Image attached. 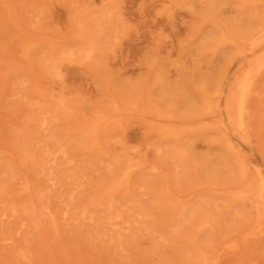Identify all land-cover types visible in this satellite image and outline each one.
I'll return each mask as SVG.
<instances>
[{
	"label": "rangeland",
	"instance_id": "obj_1",
	"mask_svg": "<svg viewBox=\"0 0 264 264\" xmlns=\"http://www.w3.org/2000/svg\"><path fill=\"white\" fill-rule=\"evenodd\" d=\"M224 1L0 0V154H6L4 156L1 154L3 159L0 157V160L3 161H1L3 163H1L2 166L0 165V176H3L0 177V187L2 185L0 188V202L3 203H0V219H2L0 221L4 222V224L0 222V264H191V262L192 264H196L191 259L192 255H194V251L192 252V250H195L193 244L198 248L196 249L197 252L203 253L204 251L207 254L202 264H264V160L261 157L264 154L262 151L257 150L260 145L255 148V144L258 145L259 136L262 135L261 132L264 130V117L262 119V116H264L263 109L261 110L262 113H259L262 115H258L262 120L261 128L263 130H259L261 135H258V132L256 136L255 131H253L255 137L249 134L254 139L258 137L257 140L255 139L256 143L252 141L253 138L251 139L248 134L242 133L235 127L225 109V99L228 97V90L233 86L234 78H236L246 63L253 58L252 54H247L246 56L236 54V48H244V42L238 40L231 33V30L236 32L234 29L242 28V25L247 24V20L251 21L252 26L256 25V27H259L257 25L258 23L261 25L263 23L264 25V16L257 11L259 10L264 13V0H252L259 6H253L254 4L251 5L252 3L249 2L250 4L248 3L247 8L244 7L243 13L241 12V8L247 4L248 0L245 1L246 4H244V0H239V2L238 0H235L237 2L234 0ZM261 1L263 2V6L260 3ZM241 2L243 6L240 9L238 8L237 11H234L236 10L234 9V5L237 3L236 8L240 7ZM108 3L111 5L110 7ZM209 3L212 4L211 8L214 9L211 14L213 12L215 13V21H213L214 14L209 15L212 10L211 8L208 10ZM239 3L240 6H238ZM250 6H253L254 9ZM249 8H252V10ZM99 9L100 11L103 10V13L98 12ZM89 11H93L94 14L91 12L89 15ZM95 11L98 13L96 14ZM238 11L240 13H237V15L242 13L244 16L239 15L238 20L242 17L244 19L246 18V20L242 19L244 20L242 22H239L241 19L239 21L236 20L237 18L234 16ZM85 12L86 14L84 15ZM255 12L257 13L256 17L254 15ZM79 14L87 17L82 18ZM92 14L93 18L89 17ZM104 14H107V16ZM109 14H112L111 17ZM100 15L103 17V21L105 17H110L111 21L108 18L105 20L108 29L103 26L105 24L102 19L98 18ZM249 16L251 17L249 18ZM258 17L259 19H257ZM261 17L262 19L260 20ZM81 18L83 20L81 23L85 22L82 25L79 23ZM251 18H256L258 23ZM100 19L103 24L99 22ZM227 21L232 22L224 24ZM252 21H255V23L253 24ZM230 23L233 26L238 25L239 27L236 26L231 29L232 26L230 25L229 27ZM86 24L92 27H87ZM95 24L97 27H93ZM109 24H112V30ZM80 25L84 26V32H89V28L92 31H94L93 28H98L95 29L97 33L96 31L94 32L97 35L95 39L101 40L102 37L104 40H99V44H96L98 41L96 40L95 43L91 34L92 31L90 30L88 36V33L85 32V34L82 31L83 27H80ZM225 25H228L231 30L226 29L225 27L227 26ZM99 26L101 28L103 26L107 31H103L104 29H100ZM245 27L246 25L243 26V28ZM99 31L102 32L100 33V35L102 34L101 36L98 33ZM104 32H107L106 34L108 36ZM80 33L86 35L87 41H85V35L83 34V37H85L83 40L82 34ZM261 33L264 34V29L261 30ZM90 35L92 36L91 39H89ZM98 36L100 37L98 38ZM81 40L86 45L85 47L81 44ZM103 41L105 42L102 43ZM91 43L98 45V49L102 50L97 51L98 49L95 48L96 45L94 46ZM93 47L95 49L92 50ZM86 48L88 50L85 53ZM245 48H247L246 45ZM90 50L95 51V55L93 52L90 55ZM78 54H82L83 57L81 58ZM233 55L234 58H232ZM90 58H93V60ZM95 60L100 66L95 63ZM225 71L227 72L225 73ZM222 72L224 73L222 74ZM221 75H226V81L222 92H219L220 99L218 103L220 114L210 115L205 113L206 115L203 114L202 117L201 112H204L205 104L207 105L205 99L208 97L209 99L207 100L210 101L211 94L214 95L213 90H216L215 83H213L214 86L209 85V83H211L210 81L217 82ZM208 80L210 81L208 82ZM206 89L212 91L211 94L209 90L205 91ZM206 94H209V96ZM204 95L207 97L204 98ZM113 106L117 107L118 110ZM51 107L53 110H51ZM202 108L203 111H200L199 109ZM66 109H68L66 112L67 115L64 114ZM95 110L98 112H95ZM31 114L36 117L31 116ZM71 115L75 116L72 117ZM80 115L81 117H79ZM49 116L50 118H48ZM76 116H78V119L75 118ZM86 116L87 119H85ZM100 116H102V119L98 120ZM26 117H29V121ZM60 119L61 121H59ZM83 119H85V122ZM74 120L78 124L73 122ZM258 122L259 120L256 124L260 126V122ZM60 123L62 124L60 125ZM254 124L255 122L253 121L250 127L251 129ZM33 126L37 128H32ZM41 126L44 128L40 136L37 131ZM57 127H59L57 130L58 133L53 134L52 131L56 132L55 129ZM28 128L34 130L33 135L37 136L38 134L39 137L36 140L37 145L42 146V150L40 151H42L43 156L46 154L44 160L45 165L43 167L45 168L43 171H45L43 174L38 173L37 175L35 170L34 174L32 172L29 173L30 168L33 171L32 164H29V167H32L28 168V163L25 162V164L21 159L22 154L19 148L21 150L22 143L27 138L26 131ZM220 128L223 131H220ZM257 128L255 129L256 131L259 129ZM79 130L83 133L85 131L86 134L80 135L83 133L78 132ZM62 131L63 134L61 133ZM16 133H18V136ZM59 134L62 135L60 136ZM175 136L178 138L176 139ZM225 138L232 143L236 151H239L238 155L241 153L247 162L246 170H244L242 175L240 174L242 168L239 169L235 163L239 158L234 159V162L226 146L222 144L224 142L226 143ZM64 139L67 140L65 141ZM17 140L19 142L18 144H16ZM62 140L63 144L61 143ZM94 140L100 141L99 143L95 141V145L99 147V150L102 149V154L105 151L103 155L97 156L99 152L96 153L98 148L95 147ZM86 142L89 147H87L88 151L84 144ZM218 142L222 146H219ZM81 143L84 144L82 150H80ZM100 143L103 145L101 146ZM263 143L261 144L262 146L264 145ZM43 146L46 147L44 148ZM72 147L73 149H71ZM94 149L95 151L93 152ZM259 149H263L264 151V146ZM13 150L16 151L13 152ZM69 151H72L73 156L68 155L70 154ZM165 153L166 155L168 153L171 158H169V155L167 157ZM74 154L76 155L74 156ZM78 155L82 156V160ZM121 158H123V161L125 160L124 163L127 166H122L123 169L120 168V162L123 164ZM13 160L15 161L14 164L12 163ZM72 160H75L76 163ZM232 161L234 162V168L232 167ZM4 162H7V164ZM18 162L22 165H19ZM15 166L17 169H15ZM18 169H21L20 172H18ZM14 170L18 173H15ZM25 171L27 172L26 174L29 173L30 176L32 175L31 178L35 175H40L39 177L42 178L40 179L41 190L36 192L37 196L36 194L34 195V197L36 196V201L34 200L36 210L45 212L49 207V210L53 211L52 213L59 218L57 219L56 216L53 217L54 227H49L48 223H42L41 225L39 232H42L41 234L43 235L45 234V229L48 233L47 236L50 237L51 235L54 238V240L51 237V240L48 238L49 243H51L47 248L44 247L45 241L40 240L41 243L38 242L40 236L37 235L39 234L32 235L31 231V233L28 232L29 228L27 227L29 225L26 224L28 222L27 220H29L28 217L25 214L23 216L18 215L22 218L18 216L17 218L14 215L17 214V211L20 213L23 210L21 208L28 207L34 198L31 200L24 198V191L18 189L13 191L5 186L9 183L7 180H10V175L13 176L16 174L15 176L19 178L24 174L23 177L26 178ZM186 171L192 175L189 176ZM191 171L192 173H190ZM120 172L122 173L121 176ZM21 173L22 175H19ZM112 173L115 176L116 174L119 175V177L112 176ZM160 175L162 177L164 176V178L160 177ZM15 176L12 181H21V178L16 179ZM30 176L28 177L30 178ZM103 177H106L105 180L107 179V182L103 180ZM112 178L114 180L111 181ZM157 180L158 184L156 183ZM211 181L214 182L213 185ZM208 182L211 183L210 186ZM145 186L148 188L146 189ZM5 188L9 189L11 193ZM129 189H131V192ZM128 193L129 195H127ZM3 194L6 195L4 196ZM247 194L252 195V197H249L250 195L248 196ZM40 195H42L44 200L41 201L39 198ZM242 195L244 196L242 197ZM155 196L158 202L161 199V202L164 203L168 201L169 205L173 203L171 204V209L169 208L170 211L167 210L169 207L168 204L165 208L163 207L167 202L165 204L161 202L157 203L156 199L154 200ZM246 196L249 199H244ZM9 197L15 201L9 199L7 201L6 198ZM238 197L240 200H237ZM82 198L86 202H83ZM234 199L239 202L236 200L234 202ZM118 200L120 201L118 202ZM80 201L86 203V205L82 202L79 203ZM109 202L113 203L112 208H107ZM160 203L162 206L159 209ZM179 206H181V209L183 207L185 208V214H183L184 211L180 210ZM147 207L150 209H146ZM251 207L252 209H250ZM174 209L177 211H175L176 218L181 213L180 211H182V215L180 221L176 219L173 220L174 223H171L173 219L171 216L172 214L174 215ZM103 210H106V212L112 211V215L106 214ZM160 211H162V214ZM5 212L7 215H5ZM198 213L201 217L202 214H206V219L203 217V221L206 224L202 221L203 218ZM117 214L119 216L116 217ZM164 214H169V216L166 215L165 217ZM195 214H198L197 219V215ZM251 214H254V217L251 216V219L252 217L254 219L251 220L249 218L251 221L248 219L245 220ZM100 216L105 217L103 220H106L109 216L117 218L122 221L121 223L125 228L120 226L117 228L115 226V229H118V231L113 230V228L112 230L110 228L106 229L104 223H99L100 229L96 228L98 226L96 222H98L97 220ZM24 217L25 219H23ZM217 217L219 220L222 217L223 219L219 221L218 219L216 220ZM154 218L158 221H155ZM237 218H240V221ZM20 219L21 221L19 222ZM241 219L245 221L244 223L248 221V224H244ZM14 220L16 221L14 222ZM161 220H166V224L165 221L163 222L165 225L164 228L161 227L163 225ZM196 220L201 224L197 223L196 225ZM160 221L161 225L158 223ZM183 221L186 222L184 223ZM213 221L221 223H217L218 225L216 223L211 224ZM188 222L190 223L188 224ZM43 224L48 230L45 227L43 229ZM192 224L194 227L197 226L195 227L196 230ZM234 224L239 225L234 226ZM186 225H188V228L185 227ZM211 225L213 228L215 226L219 227L220 225L222 227H219L221 229H217L216 227L212 230ZM157 226L159 227L157 228ZM203 226L206 229L204 230L205 233ZM169 227L173 228V231ZM176 227L177 229H174ZM4 228L5 230H2ZM151 229L156 230V232L159 231L158 234ZM187 229H190L189 231L191 233L194 232L193 234L196 233L195 235L192 234V236L200 238L195 239L191 235L189 237L188 234L190 232L187 234ZM48 231L51 232L49 233ZM174 231L176 233L181 232L176 236ZM228 233L231 234L228 235ZM180 234L181 236L179 238ZM183 234L188 238L186 237V239ZM6 235H11L12 239L2 240ZM153 235L156 236L153 237ZM222 235L229 237H222ZM33 236L37 238L38 243H35L36 239ZM149 236H152L151 239ZM210 236L212 238L208 239ZM214 236L217 237L214 238ZM55 237L57 238L56 240ZM130 237L131 239H129ZM183 237L187 242L183 240ZM14 238L17 239L14 241ZM24 239L27 243H23ZM33 239L34 242H32ZM180 239L186 243H192L185 244L184 246L181 243L183 241ZM205 239L207 242L210 240L206 244L212 246L211 250H209V245H204ZM212 239L213 243L211 242ZM214 239L216 244H214ZM173 240H177L182 245L180 247L181 249H186L187 252L190 251L192 254L189 252L186 253V250L184 252L177 248L179 247L177 245L178 242H174ZM171 241L172 244L175 243L174 248L170 247L168 249L169 251L165 249L161 250V247L171 246ZM42 242H44L43 246ZM128 243L130 246L127 245ZM161 243L162 245H159ZM198 243L202 246L203 251H201V246ZM26 244L30 248L23 247ZM33 245L41 249L37 250L38 248ZM31 247H34L35 249H33L36 252ZM189 247L192 248L189 249ZM22 248L23 250H21ZM25 248H27L26 253L28 254L23 257L21 253L25 251ZM177 251L178 254H176ZM182 252L184 255H187V262L183 261L186 259L182 256ZM176 255H180V257ZM181 256L183 259H181Z\"/></svg>",
	"mask_w": 264,
	"mask_h": 264
},
{
	"label": "bare ground",
	"instance_id": "obj_2",
	"mask_svg": "<svg viewBox=\"0 0 264 264\" xmlns=\"http://www.w3.org/2000/svg\"><path fill=\"white\" fill-rule=\"evenodd\" d=\"M219 1V0H218ZM225 1H227V0H225ZM224 1V2H225ZM229 1V0H228ZM235 1V0H234ZM234 1H231V2H234ZM241 1V0H240ZM246 0H244V2H245ZM260 1V0H259ZM208 2H209V0H208ZM235 2H237V1H235ZM238 2H239V0H238ZM243 2V1H242ZM241 2V3H242ZM249 2H251L252 4L251 5H253V6H255L256 5V7L257 6H259L258 4H256V3H254V1H252V0H248L247 1V4H246V2L244 3V4H246L245 6H243V3L241 4V6H240V3H239V5L238 6H240V7H237L236 8V6H237V3H236V5H234L235 7H234V9H236V10H234V11H237V9L239 8H241L242 6H243V8H241V12L244 10V7L245 8H247L246 6L248 5V3ZM260 3H262V6H263V2L261 1ZM259 3V4H260ZM109 4V3H108ZM227 4V3H226ZM235 4V3H234ZM250 4V3H249ZM210 5V6H209ZM209 8H208V10L211 8V5L212 4H210L209 3ZM109 7L111 6L110 4L108 5ZM108 6H104V7H108ZM217 6V5H216ZM253 6H250V7H253ZM261 6V5H260ZM261 6V7H262ZM256 7H255V9H256ZM214 8H216V7H214ZM111 9V8H110ZM212 9V8H211ZM250 9V8H249ZM253 9H254V7H253ZM107 10V9H106ZM106 10H105V12H106ZM220 10V9H219ZM250 10H252V8L250 9ZM109 11V10H108ZM111 11H112V9H111ZM212 11H214V9H212L211 11H210V13H209V15H213V18H214V16H215V13L213 12V14H211V12ZM217 11H218V9H217ZM258 12H259V14L261 13L262 14V16H264L263 14L264 13H262V12H260L259 10H257ZM262 11V10H261ZM93 13V11H89V15H90V13ZM98 12H100V13H103V10L102 11H100V9H99V11ZM98 12H96L95 11V13L97 14ZM104 12V13H105ZM207 12V11H206ZM252 12V11H251ZM107 13V12H106ZM112 13V12H111ZM218 13H219V11H218ZM237 13H240V11H238V12H236V15H237ZM243 13V12H242ZM242 13L241 14H239V15H242ZM245 13H246V11H245ZM254 13V12H253ZM253 13H252V17H253ZM82 14H83V12H82ZM80 15L82 18H86V17H83V15ZM86 14V12L84 13V15ZM94 14V13H93ZM93 14H92V16H89V17H92L93 18ZM113 14V13H112ZM111 14V15H112ZM207 14V13H206ZM256 12H255V17H256ZM102 15V14H101ZM101 15L98 17V18H103V17H101ZM105 15V14H104ZM110 15V14H109ZM111 15H110V17H111ZM218 15V14H217ZM216 15V16H217ZM234 16V17H236L237 19L236 20H238V16L239 15H237V16ZM96 16V15H95ZM98 16V15H97ZM105 16H107V14L105 15ZM243 16V15H242ZM261 16V15H260ZM259 16V17H260ZM110 17H105V20L108 18V20L110 19ZM113 17V16H112ZM209 17H212V16H209ZM218 17V16H217ZM244 17V16H243ZM240 18L241 19V21H239V22H242V21H244V20H246V18L244 19V18ZM248 17V16H247ZM251 16H249V18H250ZM259 17L257 18V19H259ZM80 18V17H79ZM82 18H81V20H79V23H81V21H83L82 20ZM95 18H97V17H95ZM94 18V19H95ZM98 18H97V20H98ZM264 18V17H263ZM89 19V18H88ZM101 19L99 20V22H101ZM217 19V18H216ZM242 19H244V20H242ZM252 20H256V18H251ZM262 19V17L260 18V20ZM85 20V19H84ZM105 20L103 21V19H102V21L104 22V24L105 25H103V26H105V28H107V25H106V23H105ZM234 20V19H233ZM250 20V19H249ZM77 21V20H76ZM92 21V20H91ZM96 21V20H95ZM110 21H111V19H110ZM113 21V20H112ZM213 21H215V18L213 19ZM217 21V20H216ZM78 22V21H77ZM89 22V21H88ZM97 22V21H96ZM103 22H101L102 24H103ZM107 22H109V21H107ZM218 22V21H217ZM229 22H232V21H227V22H225L224 24H226V23H229ZM235 22H237V21H235ZM249 22V23H248ZM253 22V24L255 23V21H252ZM262 22V21H261ZM85 23V22H84ZM84 23H81V25L82 24H84ZM87 23V22H86ZM110 23V22H109ZM214 23H216V22H214ZM234 23V22H233ZM247 24H244V25H242V28L240 27V29H238V28H235L234 30L236 31V32H233V30H231V29H233L234 27H236V26H238V25H235V26H233V24L232 23H230L229 24V27H230V25L232 26V28L231 29H229V27H228V25H225V26H227V27H225L226 29H229V31L231 30L232 32V34L233 35H235V37L238 39V40H241V41H243L244 42V48H239V47H237L236 49V51H237V53L236 54H239V55H244V56H246L247 54H252L253 56V58L252 59H250L249 60V62L248 63H246V65L243 67V69L237 74V76H236V78H234V83H233V86H232V88H230L229 90H228V97H227V95H226V97H227V99H225L226 100V102H225V109H226V111H227V113H228V116H229V119L231 120V122L235 125V127L238 129V130H240L242 133H244V134H250L251 136L253 135L254 137H255V134H254V132L253 131H255V133H256V136H257V133L259 132V130L260 131H262L263 129L261 128V115L259 114V113H262L261 112V110L263 109V113H264V34L263 33H261V30H263L264 28V25H263V23H262V25L261 24H259L258 23V21L256 20V23H258L257 25H259V27H256V25H254V26H252V24H251V21H248L247 20V22H246ZM90 24H91V22H90ZM93 24V23H92ZM100 24V23H99ZM236 24V23H235ZM237 24H238V22H237ZM240 24V23H239ZM80 25V27H83L82 29V31L84 32V26H81ZM87 25V24H86ZM109 25H111V30H112V24H109ZM246 25V27L245 28H243V26H245ZM94 26H96L97 27V25L95 24V25H93V27ZM103 26H102V28H103ZM241 26V25H240ZM261 26V27H260ZM87 27H90V25L88 24L87 25ZM86 27V28H87ZM92 27V26H91ZM90 27V28H91ZM100 27V29H102L101 28V26H99ZM109 27V26H108ZM239 27V26H238ZM88 29L89 30V32H90V30L91 29ZM105 28H103L104 30L103 31H105L106 29ZM109 28V29H110ZM260 28V29H259ZM261 28H263V29H261ZM95 29H98V28H95ZM94 28H93V30L94 31H92L93 33L96 31V33H97V30H95ZM99 29V30H100ZM108 29V28H107ZM238 29V30H237ZM81 31V30H80ZM107 31V30H106ZM108 31H110V30H108ZM86 33H88V36H89V32H87V31H85ZM84 32V33H85ZM91 32V34H92V36H93V38H94V41H95V43H96V40L97 39H95L96 38V34H95V37H94V34ZM83 33V34H84ZM85 33V34H86ZM99 33V35H100V33H102L101 31H99L98 32ZM107 33V32H106ZM105 32H104V34L106 35V36H108L107 34H106ZM80 34H82V33H80ZM81 35L82 36V38H83V40L85 39V37H86V35H85V37H83L84 35ZM103 34V35H104ZM102 35V34H101ZM100 35V36H101ZM109 35H110V33H109ZM92 36L90 35V38L89 39H91L92 38ZM100 36H98V38L100 37ZM105 38V37H104ZM107 38V37H106ZM103 38L101 37V40H102ZM83 40H81V44H83L84 46L83 47H85L86 45L84 44V43H82L83 42ZM100 40V39H99ZM99 40H97L98 41V43H96V44H99ZM100 40V41H101ZM104 40V39H103ZM106 40V39H105ZM85 41H87V37H86V39H85ZM88 41H90V40H88ZM93 41V42H94ZM105 41H103L102 43H104ZM86 43V42H85ZM90 43V42H89ZM89 43H88V45H89ZM101 43V44H102ZM91 44H94V43H91ZM96 44H94V46L96 45ZM245 45H246V47L247 48H245ZM93 46V45H92ZM99 47L100 48H102V46L101 45H99ZM80 48H81V46H80ZM95 48H97L98 49V45H96V47ZM94 47L92 48V50L93 49H95ZM82 49V48H81ZM91 49V48H90ZM96 49V50H97ZM80 50V49H79ZM78 50V51H79ZM87 50H88V48H86V51H84L85 53L87 52ZM100 50H102V49H100ZM99 49L97 50V51H100ZM239 50V51H238ZM81 51V50H80ZM84 52H82L83 54H84ZM89 52V51H88ZM91 52H93L94 53V55H95V51H91L90 50V53ZM102 52V51H101ZM80 53V52H79ZM79 55V54H78ZM85 55V54H84ZM90 55H92V53L90 54ZM99 55H100V53H99ZM234 55H235V53H234ZM234 55H233V57L232 58H234ZM79 56H81V58L83 57L82 56V54H80ZM87 56H88V54H87ZM86 57V56H85ZM96 58V57H95ZM100 58H101V55H100ZM84 59V58H83ZM90 59H92L93 60V58H90ZM101 60V59H100ZM96 61V60H95ZM94 61V62H95ZM99 61V60H98ZM93 62V61H92ZM87 63V62H86ZM96 64L98 63L97 61L95 62ZM92 64V63H91ZM90 64V65H91ZM97 65H99L100 66V64H97ZM98 66V67H99ZM102 66V65H101ZM227 71H225V73H226ZM224 72H222V74H223ZM226 75H221L220 76V78L217 80V82H215V81H210V80H208V82L210 81L211 83H209V85H213V83H215L214 85H215V87H216V90H213L214 92V95L213 94H211V92L212 91H210L209 89H206L205 91H207V90H209V93L212 95V97L210 98V101H208L207 99H209L207 96H209V94L207 95V96H205L204 95V98H206L207 97V99H205L206 101H207V105L205 104V108H204V112L202 113L201 112V114H202V117H203V114H220V108H219V99H220V93L222 92V89H223V87H224V83H225V81H226V77H225ZM213 85V86H214ZM213 86H211V87H213ZM215 87H214V89H215ZM221 91V92H220ZM230 91V92H229ZM220 92V93H219ZM206 93V92H205ZM217 93H219L218 95H216ZM40 97V96H39ZM203 97V96H202ZM29 98V97H28ZM62 99V98H61ZM38 100V99H37ZM44 100H45V98H44ZM31 102H33V101H31ZM30 102V103H31ZM35 102V101H34ZM38 102H40V101H38ZM37 103V102H36ZM48 103V102H47ZM204 103V102H203ZM202 103V104H203ZM33 104V103H32ZM50 104V103H49ZM49 104H47V105H49ZM38 105V104H37ZM30 106H31V104H30ZM34 106V105H33ZM54 106H55V104H54ZM53 106V107H54ZM203 106V105H202ZM40 107V106H39ZM43 107H44V104H43ZM112 107V106H111ZM114 107V106H113ZM131 107V106H130ZM27 108V107H26ZM32 108H34V107H32ZM45 108V107H44ZM48 108V107H47ZM46 108V109H47ZM114 108H116L117 110H118V108L117 107H114ZM129 108V107H128ZM29 109V108H28ZM27 109V110H28ZM95 109V108H94ZM112 109V108H111ZM48 110V109H47ZM51 110H53L52 109V107H51ZM55 110V109H54ZM67 110L68 109H66V111L65 110H63V111H65V113L64 114H66L67 115ZM71 110H72V108H71ZM200 111L202 110L203 111V108L202 109H199ZM46 111V110H45ZM50 111V110H49ZM48 111V112H49ZM102 111H104V110H102ZM108 111V110H107ZM114 111V110H113ZM42 112H44V111H42ZM71 112V111H70ZM70 112H68V113H70ZM74 112V111H73ZM95 112H98V111H96L95 110ZM99 112H101V111H99ZM28 113V112H27ZM46 113H47V111H46ZM63 113V112H62ZM103 113V112H102ZM49 114H50V112H49ZM54 114V113H53ZM63 114V115H64ZM107 114H109L108 112H107ZM115 114V113H114ZM200 114V115H201ZM205 114V115H206ZM33 114H31V116H32ZM204 115V116H205ZM209 115V116H210ZM258 115H260V116H258ZM34 117H36L35 115H33ZM39 116V115H38ZM72 117H74L75 115H71ZM70 116V117H71ZM102 116H104V115H102ZM102 116H100L99 118H98V120H101L102 119ZM115 116V115H114ZM164 116V115H163ZM33 117V118H34ZM42 117V116H41ZM46 118H47V116H45ZM59 117V116H58ZM63 117V116H62ZM64 117H65V115H64ZM79 117H81V115L79 116ZM83 117H84V115H83ZM82 117V118H83ZM90 117V116H89ZM109 117V116H108ZM119 117V116H118ZM263 117L264 116H262V119H263ZM25 118V117H24ZM27 118V120H28V118L29 117H26ZM38 118V117H37ZM39 118H40V116H39ZM48 118H50V116L48 117ZM60 118V117H59ZM75 118H77L78 119V116H76ZM85 119H87V116L85 117ZM85 119H83L84 120V122H85ZM95 119V118H94ZM118 119V118H117ZM35 120V119H34ZM38 120V119H37ZM68 120V119H67ZM73 120V119H72ZM96 120V119H95ZM215 120V119H214ZM259 120V124H260V126L258 125V124H256L257 123V121ZM25 121V120H24ZM29 121V120H28ZM36 121V120H35ZM59 121H61V119L59 120ZM76 120H74L73 122H75ZM104 121V120H103ZM253 121L255 122V124L253 125V128L251 129L250 127L252 126V124H253ZM264 121V120H263ZM27 122V121H26ZM41 122V121H40ZM48 122H50V121H48ZM58 122V121H57ZM65 122V121H64ZM69 122V121H68ZM87 122H88V120H87ZM107 122V121H106ZM105 122V123H106ZM38 123V122H37ZM36 123V124H37ZM59 123V122H58ZM75 123H77V122H75ZM79 123H81V122H79ZM27 124H28V122H27ZM33 124V123H32ZM43 124V123H42ZM62 123H60V125H61ZM64 124V123H63ZM78 124V123H77ZM99 124V123H98ZM108 124V123H107ZM68 125H69V123H68ZM87 125H89V124H87ZM109 125V124H108ZM258 125V126H257ZM37 126V125H36ZM36 126H33L32 128H34V127H36ZM55 126H56V124H55ZM72 126V125H71ZM76 126V125H75ZM106 126V125H105ZM112 126H114V125H112ZM208 126V125H207ZM49 127V126H48ZM51 127H52V125H51ZM64 127V126H63ZM66 127H67V125H66ZM77 127V126H76ZM100 127V126H99ZM103 127V126H102ZM101 127V128H102ZM110 127V126H109ZM215 127V126H214ZM216 127H217V125H216ZM259 129H258V128ZM24 128V127H23ZM32 128H28L27 129V131H26V136H27V138L25 139V141L22 143V142H20V143H22V146H21V150H20V148H19V151H20V153L22 154L21 155V159H22V162L24 161V163L25 162H27L28 164H27V166H28V168H30V167H32L33 166V171L31 170V168H30V171H29V173L30 172H32L33 174L35 173V171L37 172L36 174L38 175V173L39 174H43L44 173V171H43V169H45V168H43L44 167V160H45V155L43 156V154H42V151H40V150H42V146H39V145H37V142H36V140L38 139V134H37V136H35V135H33V133H34V130L32 129ZM37 128V127H36ZM43 126H41L40 127V129L37 131V132H39V134H40V136H41V132H42V130H43ZM58 128L59 127H57L55 130H56V132H54V131H52V133L54 134H56V133H58L57 132V130H58ZM83 128H84V126H83ZM89 128V127H88ZM107 128V127H106ZM208 130H210L208 127H206ZM211 128V127H210ZM219 128V127H218ZM258 129L257 131L255 130V129ZM62 130H63V128H61ZM75 129V128H74ZM262 129V130H261ZM47 130H48V128H47ZM76 130V129H75ZM74 130V131H75ZM100 130V129H99ZM205 130V129H204ZM219 130V129H218ZM20 131H21V129H20ZM81 130H79L78 132H80ZM82 131H84V130H82ZM211 131V130H210ZM220 131H223V129L222 128H220ZM264 131V130H263ZM262 131V132H263ZM60 132V131H59ZM65 132H67V131H65ZM71 132V131H70ZM78 132H76V133H78ZM90 132H91V130H90ZM261 132V134H260V132L258 133V135H261V136H259V139H261V140H259L258 139V145L257 144H255L256 142H255V139L257 140V138H253V137H251L250 135V137H251V139H252V141H254L255 143V148L257 147V146H259V148L260 147H263L261 144L263 143V140H262V138L264 137V133H262ZM51 133V132H50ZM62 134H63V131L61 132ZM80 133H83V132H80ZM79 133V134H80ZM98 133V132H97ZM224 133V132H223ZM252 133V134H251ZM17 134V136H18V133H16ZM62 134H59L60 136L62 135ZM84 134H86L85 133V131H84V133L83 134H80V135H84ZM90 134V133H89ZM101 134V133H100ZM105 134V133H104ZM20 135V134H19ZM49 135V134H48ZM64 135H65V133H64ZM63 135V136H64ZM73 135V134H72ZM75 135V134H74ZM47 136V135H46ZM54 136V135H53ZM66 136V135H65ZM77 136V135H76ZM100 136V135H99ZM220 136V135H219ZM90 137V136H89ZM173 137V136H172ZM78 138V137H77ZM76 138V139H77ZM84 138H85V136H84ZM175 138L177 139L178 137H176L175 136ZM22 139V138H21ZM91 139V138H90ZM97 140H98V138H96ZM57 140V139H56ZM65 140V139H64ZM67 140V139H66ZM65 140V141H66ZM75 140V139H74ZM80 140V139H79ZM78 140V141H79ZM220 140V139H219ZM58 141V140H57ZM81 141V140H80ZM82 141H84V140H82ZM95 141L96 140H94L93 142H94V145H95ZM218 141V140H217ZM225 141H226V143L224 144V143H222L223 145H225L226 146V148H227V150H228V153L229 154H231L230 156H231V159L233 158V160L234 159H237V158H239V160H237L236 162H235V160H234V162L236 163V165H237V167H239V169H241V171L238 169V171H240V174L242 175L243 173H244V170H246V165H247V162H246V160H245V158H244V156L240 153L239 155H238V152L239 151H236L235 150V147L232 145V143L230 142V141H228L226 138H225ZM262 141V142H261ZM68 142V141H67ZM85 142V141H84ZM90 142V141H89ZM96 142H98V141H96ZM100 142V141H99ZM98 142V143H99ZM219 142H221V141H219ZM218 142V143H219ZM19 142H18V140H17V143L16 144H18ZM62 144H63V140H62V142H61ZM65 143V142H64ZM78 143V142H77ZM61 144V145H62ZM66 144H68V143H66ZM66 144H64V145H66ZM82 144V143H81ZM85 145H86V149H87V151H88V146H87V142L86 143H84ZM84 144H82L81 145V149L80 150H82V147H84L83 145ZM91 144V143H90ZM101 144V146L103 145L102 143H100ZM264 144V143H263ZM55 145V144H54ZM63 145V146H64ZM70 146H71V144H69ZM78 145V144H77ZM93 145V144H92ZM219 146H222V145H220V143L218 144ZM68 146V145H67ZM67 146H65V147H67ZM90 146V145H89ZM14 147H16V146H14ZM44 147V146H43ZM46 147V146H45ZM44 147V148H45ZM49 147V146H48ZM88 147V148H87ZM95 147H97V145H95ZM177 147V146H176ZM218 147V146H217ZM224 147V146H223ZM17 148V147H16ZM16 148H14V149H16ZM55 148V147H54ZM69 148V147H68ZM98 148V149H97ZM96 149L98 150V151H96V153H98V155L97 156H101V155H103L104 153H105V151H103V154H102V149L101 150H99V147H97ZM178 148H180V147H178ZM220 148H222V147H220ZM257 149V150H259V151H262L263 152V154H264V151H263V149L261 150V149ZM58 149V148H57ZM56 149V150H57ZM63 149V148H62ZM71 149H73V147L71 148ZM75 149V148H74ZM104 149V148H103ZM172 149V148H171ZM17 150V149H16ZM16 150H13V152L14 151H16ZM84 150V149H83ZM105 150V149H104ZM167 151H169L168 149H166ZM173 150V149H172ZM180 150V149H179ZM219 150V149H218ZM221 150H223V148L221 149ZM18 151V152H19ZM76 151H77V149H76ZM90 151H91V149H90ZM95 151V149L93 150V152ZM166 151V152H167ZM17 152V153H18ZM72 152V151H71ZM70 151H69V153L70 154H68V155H72L73 156V153H71ZM74 153H75V151H73ZM80 152H82V151H80ZM172 152V151H171ZM174 152V151H173ZM84 153V152H83ZM101 153V154H100ZM169 153V152H168ZM167 153V155H166V153H165V155L168 157V154ZM181 153V152H180ZM225 153V152H224ZM261 153V152H260ZM2 154V153H1ZM0 154V157H2V159H3V156L4 155H6V154H2L1 155ZM87 154H88V152H87ZM258 154H259V152H258ZM262 154V153H261ZM8 155V154H7ZM10 155V154H9ZM48 155V154H47ZM60 155V154H59ZM67 155V154H66ZM76 154H74V156H75ZM16 156V155H15ZM18 156H19V153H18ZM78 156H80V155H78ZM84 156V155H83ZM96 156V155H95ZM165 156V157H166ZM179 156H181V154H179ZM178 156V157H179ZM14 157V156H13ZM17 157V156H16ZM20 157V156H19ZM59 157V156H58ZM77 157V156H76ZM81 157V160H82V156H80ZM80 157H78V158H80ZM103 157V156H102ZM221 157V156H220ZM225 157V156H224ZM262 157V159L264 160V156H261ZM9 158V157H8ZM86 158V157H85ZM84 158V159H85ZM97 158H99V157H97ZM97 158H95V160H97ZM169 158H171L170 157V155H169ZM222 158V157H221ZM230 158V157H229ZM7 159V158H6ZM14 159H16V158H14ZM67 159V158H66ZM68 159H69V157H68ZM87 159V158H86ZM122 159V161H123V158H121ZM168 159V158H167ZM173 159V158H172ZM178 159V158H177ZM20 160V159H19ZM18 160V161H19ZM71 160V159H70ZM88 160V159H87ZM94 160V159H93ZM193 160V159H192ZM2 160H0V165H1V163L3 162H1ZM7 161H8V159H7ZM11 161H12V157H11ZM49 161V160H48ZM65 161V160H64ZM73 161V160H72ZM118 161V160H117ZM125 161V160H124ZM124 161H123V164H122V162H120V164H121V166H120V168H122V166H125V167H127L126 165H125V163H124ZM9 162V161H8ZM14 160H13V164H14ZM63 162V161H62ZM70 162V161H69ZM73 162H75V160L73 161ZM116 162V161H115ZM188 162H191V161H188ZM221 162V161H220ZM224 162V161H223ZM233 162V161H232ZM234 162L232 163V167H233V164H234ZM5 163V162H4ZM23 163V164H24ZM76 163V162H75ZM129 163V162H128ZM228 163H229V161H228ZM3 164V163H2ZM5 164H7V162L5 163ZM13 164H12V166H13ZM18 164L20 165L21 163H19L18 162ZM18 164H17V166H18ZM26 164V163H25ZM29 164H32V166H30L29 167ZM68 164V163H67ZM71 165H72V163H70ZM74 164V163H73ZM84 164V163H83ZM94 164V163H93ZM117 164V163H116ZM132 164V163H131ZM16 165V164H15ZM22 165V164H21ZM59 165V164H58ZM78 165H80V164H78ZM229 165V164H228ZM2 166V165H1ZM11 166V165H10ZM24 166V165H23ZM48 166V165H47ZM67 166V165H66ZM73 166V165H72ZM84 166H85V164H84ZM97 166V165H96ZM205 166V165H204ZM16 167V166H15ZM52 167V166H51ZM55 167V166H54ZM82 167V166H81ZM98 167V166H97ZM125 167H124V169H125ZM185 167V166H184ZM188 167H189V165H188ZM194 167H198V166H194ZM216 167V166H215ZM6 168V167H5ZM18 168H21V167H18ZM68 168H70V167H68ZM99 168V167H98ZM187 168V167H186ZM219 168V167H218ZM234 168V167H233ZM3 170H4V168H2ZM7 169V168H6ZM15 169H17V167L15 168ZM123 169V168H122ZM191 169V168H190ZM189 169V170H190ZM196 169V168H195ZM216 169V168H215ZM1 170V169H0ZM3 170H2V172H3ZM13 170V169H12ZM20 170L21 169H18V172H20ZM23 170V169H22ZM35 170V171H34ZM51 170V169H50ZM59 170V169H58ZM126 170V169H125ZM197 170V169H196ZM229 170V169H228ZM9 171V170H8ZM27 171V170H26ZM25 171V175H27L26 176V178H24L23 176H24V174H23V176H20L19 178H21V181H19V180H14V181H12L13 180V177L16 175V174H14L13 176L12 175H10V180H7L9 183H8V185L6 184L5 186H7V188H9V189H12L13 191L14 190H16V189H18V190H20V191H24L25 192V196H24V194H23V196H24V198H27V199H29V200H31V199H33L32 201L33 202H31L29 205H28V207H24V208H21V209H23L20 213L17 211V214H14L16 217L18 216V215H21V216H23V214H25L27 217H28V219L29 220H27L28 222L26 223V224H28L29 225V227H27V228H29V230L27 229V228H25V229H27L28 230V232L29 233H31L32 235H35V234H39V235H37V236H40L39 237V241L37 240V238H35L34 236V238L36 239L35 240V243L38 241L39 243H41V241H45V246L44 247H46L47 248V246L48 245H50V243H49V241H48V238H50L51 237V235H50V237L49 236H47L48 235V233L46 232V230L44 229V227H45V225L43 226V229H44V232H45V234H41L42 232H39L40 230H41V225H42V223H48V225H49V227H54V219H53V217L54 216H56V215H54L52 212L53 211H51V210H49V207L47 208V211H45V212H41V211H37L36 210V207H35V204H34V202L36 201L35 200V197L37 196V194H36V192H38L39 190H41V185H40V179H42V178H40L39 176H37V175H35L33 178H31V176L29 175V173L28 174H26L27 172ZM48 171V170H47ZM64 171V170H63ZM97 171V170H96ZM185 171V170H184ZM215 171V170H214ZM233 171V170H232ZM6 172V171H5ZM11 172V171H10ZM14 172L16 173L17 171L16 170H14ZM17 172V173H18ZM24 172V171H23ZM22 172V173H23ZM57 172V171H56ZM59 172V171H58ZM187 172V171H186ZM224 172V171H223ZM226 172H227V170H226ZM22 173L21 174H19V175H22ZM66 173H67V171H66ZM75 173V172H74ZM117 173H118V171H117ZM190 173H192V171L190 172ZM197 173V172H196ZM231 173V172H230ZM6 174V173H5ZM4 174V175H5ZM11 174V173H10ZM113 174V173H112ZM119 174V173H118ZM121 172H120V176H121ZM175 174V173H174ZM187 174H188V172H187ZM209 174V173H208ZM214 174V173H213ZM223 174V173H222ZM1 175V174H0ZM70 175V174H69ZM82 175V174H81ZM164 175V174H163ZM189 176H191L190 174H188ZM195 175V174H194ZM193 175V176H194ZM218 175H219V173H218ZM28 176H30V178L28 177ZM112 176H114V177H116V176H118L119 177V175H117L116 174V176H115V174H113ZM133 176V175H132ZM244 176V175H243ZM0 177H3V176H0ZM18 177V176H17ZM16 176H15V178L16 179H19V178H17ZM117 177V178H118ZM160 177H162V175H160ZM184 177V176H183ZM210 177H211V175H210ZM213 177V176H212ZM217 177V176H216ZM6 178V177H5ZM14 178V179H15ZM105 178L106 177H103V180L105 181V182H107V179L105 180ZM108 178V177H107ZM162 178H164V176L162 177ZM208 178V177H207ZM220 178V177H219ZM230 178V177H229ZM235 178H237V177H235ZM7 179H8V177H7ZM143 179V178H142ZM189 179V178H188ZM246 179V178H245ZM66 180V179H65ZM78 180V179H77ZM112 180H114L113 178L111 179V181ZM175 180V179H174ZM191 180V179H190ZM204 180V179H203ZM211 180H212V178H211ZM218 180V179H217ZM231 180H233V179H231ZM67 181V180H66ZM134 181V180H133ZM185 181V180H184ZM208 181V180H207ZM206 181V182H207ZM222 181V180H221ZM225 181H227V180H225ZM229 181V180H228ZM4 182V181H3ZM104 182V183H105ZM147 182V181H146ZM154 182V181H153ZM182 182V181H181ZM212 182V181H211ZM215 182H217L216 180H215ZM233 182V181H232ZM61 183V182H60ZM156 183L158 184V180L156 181ZM156 183H154V184H156ZM208 183H210V182H208ZM213 183L214 182H212V185H213ZM220 183V182H219ZM106 184H108V183H106ZM105 184V185H106ZM15 185H17V187H15ZM61 185H62V183H61ZM93 185V184H92ZM204 185V184H203ZM205 185H206V183H205ZM209 186L211 185V183L210 184H208ZM231 185V184H230ZM147 186H148V183H147ZM156 186V185H155ZM216 186H218V185H216ZM1 187H2V185H1ZM0 187V188H1ZM100 187V186H99ZM110 187V186H109ZM108 187V188H109ZM140 187H141V185H140ZM158 187H160V186H158ZM158 187H156V188H158ZM263 187V186H262ZM7 188H5L6 190H8V192H10L9 191V189H7ZM123 188V187H122ZM145 188H146V186H145ZM148 188V187H147ZM146 188V189H147ZM164 187L162 186V189H163ZM93 189V188H92ZM96 189V188H95ZM98 189H101V188H98ZM107 189V188H106ZM158 189H161V188H158ZM158 189H156V190H158ZM11 190V191H12ZM88 190V189H87ZM125 190V189H124ZM130 190V192H131V189H129ZM164 190V189H163ZM253 190V189H252ZM255 190V189H254ZM119 191H121L120 189H119ZM150 191V190H149ZM152 191V190H151ZM65 192V191H64ZM88 192V191H87ZM115 192V191H114ZM129 192V191H128ZM160 192H162L161 190H160ZM208 192V191H207ZM210 192H211V190H210ZM246 192H248V191H246ZM250 192V191H249ZM1 193H3V192H1ZM5 193V192H4ZM11 193V192H10ZM19 193V192H18ZM91 193H93L92 191H91ZM91 193H88V194H91ZM118 193V192H117ZM159 193V192H158ZM166 194H167V192H165ZM165 193H163V194H165ZM245 193V192H244ZM36 194V196L34 197V195ZM134 194V193H133ZM156 195H158L157 193H155ZM161 193H159V195H160ZM165 194V195H166ZM217 194V193H216ZM215 194V195H216ZM2 195V194H1ZM4 195V194H3ZM6 195V194H5ZM4 195V196H5ZM116 195H119V194H116ZM126 195V194H125ZM127 195H129V193L127 194ZM229 195H231V194H229ZM234 195V194H233ZM239 195H240V193H239ZM248 196L250 195V194H247ZM22 196V197H23ZM80 196V195H79ZM90 196V195H89ZM88 196V197H89ZM161 196H162V194H161ZM168 196H169V194H168ZM241 196V195H240ZM244 195H242V197H243ZM3 197V196H2ZM7 197H8V195H7ZM21 197V198H22ZM119 197V196H118ZM117 197V198H118ZM121 197V196H120ZM126 197V196H125ZM124 197V198H125ZM151 197H152V195H151ZM163 197V196H162ZM161 197V198H162ZM200 197H202V196H200ZM230 197V196H229ZM249 197H252V195H250ZM39 198L41 199V201L42 200H44V198H42V195H40L39 196ZM95 198V197H94ZM128 198V197H127ZM160 198V197H159ZM166 198H168L167 196H166ZM165 198V199H166ZM213 198V197H212ZM239 198V197H238ZM237 198V200H240V198L238 199ZM248 197L246 196L244 199H247ZM3 199V198H2ZM8 199L9 200H14V199H11L10 197L9 198H6V200L8 201ZM107 199V198H106ZM121 199V198H120ZM123 199V198H122ZM156 199V201H157V203H159V202H161V199H159V202H158V200H157V197L155 196V198H154V200ZM171 199H172V197H171ZM244 199H242V200H244ZM249 199V198H248ZM4 200V199H3ZM19 200V199H18ZM35 200V201H34ZM167 200V199H166ZM170 200V199H169ZM173 200V199H172ZM235 200L236 199H234V202H235ZM236 200V201H237ZM251 200V199H250ZM15 201V200H14ZM40 201V200H39ZM40 201V202H41ZM82 201H83V198H82ZM82 201H80L79 203H81ZM101 201H102V199H101ZM120 200H118V202H119ZM164 201V200H163ZM39 202V203H40ZM83 202H86L85 200L83 201ZM82 202V203H83ZM96 202V201H95ZM106 202V201H105ZM167 202V203H166ZM165 203L164 202H161V203H164L165 204V206H163L164 208L166 207V205L168 204V201H166ZM172 202V201H171ZM229 202V201H228ZM237 202H239V201H237ZM240 202H242V201H240ZM245 202V201H244ZM249 202V201H248ZM0 203H2V202H0ZM7 203V202H6ZM42 203V202H41ZM46 203V202H45ZM102 203V202H101ZM100 203V204H101ZM122 203V202H121ZM160 203V206H159V209H160V207L162 206V204ZM3 204V203H2ZM78 204V203H77ZM83 204H85L86 205V203H83ZM82 204V205H83ZM88 204H90V203H88ZM154 204H155V201H154ZM171 204H173V203H171ZM171 204L169 205L168 204V209L167 210H169V208L171 209ZM240 204V203H239ZM1 205V204H0ZM38 205V204H37ZM41 205V204H40ZM46 205V204H45ZM114 205H115V203H114ZM123 205V204H122ZM153 205V204H152ZM156 205V204H155ZM154 205V207H155V209H156V206ZM159 205V204H158ZM182 205V204H181ZM237 205V204H236ZM244 205V204H243ZM44 206V205H43ZM84 206V205H83ZM93 206V205H92ZM112 206H113V203L112 202H109L108 204H107V208H112ZM183 206V205H182ZM239 206V205H238ZM6 207H8V206H6ZM5 207V208H6ZM105 207V206H104ZM150 207V206H149ZM180 207V210H185V208L183 207V209H181V206H179ZM188 207H189V205H188ZM233 207V206H232ZM236 207V206H235ZM239 207H241V206H239ZM252 207H254V206H252ZM252 207L250 208V209H252ZM263 207V206H262ZM2 208V207H1ZM4 208V207H3ZM44 208H45V206H44ZM82 208V207H81ZM96 208H98V206H96ZM102 208H103V206H102ZM102 208H101V210H102ZM114 208V207H113ZM117 208H119V207H117ZM18 209V208H17ZM41 209V208H40ZM115 209V208H114ZM146 209H150V208H146ZM192 209V208H191ZM201 209V208H200ZM233 209H236V208H233ZM243 211H244V209L243 208H241ZM240 209V210H241ZM249 209V208H248ZM258 209V208H257ZM4 210V209H3ZM16 210V209H15ZM58 210V209H57ZM96 210V209H95ZM101 210H100V212H101ZM107 210V209H106ZM106 210H103V212H106ZM173 210V209H172ZM196 210H197V208H196ZM97 211V210H96ZM117 211V210H116ZM115 211V212H116ZM120 211V210H119ZM151 211V210H150ZM163 211V210H162ZM162 211H160V213L162 212ZM170 211V210H169ZM169 211H167L168 213H171V212H169ZM175 209H174V215L172 214V216H171V218H173L172 220H171V223L173 222V220H176L177 219V221H178V219H179V221H180V218H181V215H182V211H180L181 213H179V216H177L178 218H176V216H175ZM179 211V210H178ZM192 211V210H191ZM236 211V210H235ZM247 211H249V210H247ZM253 211H254V208H253ZM256 211V210H255ZM58 212V211H57ZM56 212V213H57ZM154 212V211H153ZM177 212V211H176ZM210 212H211V210H210ZM209 212V213H210ZM214 212V211H213ZM6 213V212H5ZM4 213V214H5ZM62 213V212H61ZM86 213V212H85ZM112 213V211L111 212H109V211H107L106 212V214H108V215H110ZM119 213V212H118ZM148 213H149V211H148ZM164 213V212H163ZM186 212L184 211L183 212V214H185ZM196 213V212H195ZM207 213V212H206ZM244 213H246V214H248L247 212H244ZM243 213V214H244ZM251 213H252V210H251ZM254 213V212H253ZM102 214H104V213H102ZM120 214H122V213H120ZM162 214V213H161ZM199 214V213H198ZM198 214H195V215H197L196 216V219L198 218ZM211 214V213H210ZM238 214H240L239 212H238ZM257 214H258V212H257ZM3 215V214H2ZM5 215H7V213L5 214ZM13 215V214H12ZM24 215V216H25ZM94 215V214H93ZM92 215V217H94ZM96 215H97V213H96ZM101 215V214H100ZM112 215V214H111ZM165 215V217H166V215H168L169 216V214H164ZM178 215V214H177ZM190 215V214H189ZM205 213H204V215L202 214V217L200 216V214H199V216L201 217V218H205ZM217 215V214H216ZM254 214H251L250 215V217L248 216V218H245V217H247V216H245V217H242V218H245V220L246 219H248V220H250L251 219V216H253ZM256 215V214H255ZM68 216V215H67ZM89 216V215H88ZM99 216V215H98ZM106 216V215H105ZM117 216H119V214H117L116 215V217ZM148 216H149V214H148ZM162 216V215H161ZM175 216V217H174ZM211 216H212V214H211ZM219 216V215H218ZM5 218H6V216H4ZM19 218H22V217H20V216H18ZM17 217V218H18ZM57 217V219H59L58 218V216H56ZM76 217H78V216H76ZM160 217V216H159ZM193 217V216H192ZM192 217H190V218H192ZM199 217V219L201 220V218ZM206 217H208V216H206ZM215 217V216H214ZM235 217H237L236 215H235ZM254 217V216H253ZM252 217V219L251 220H253L254 218ZM3 218V217H2ZM9 218V217H8ZM68 218V217H67ZM79 218V217H78ZM90 218V217H89ZM97 218V217H96ZM103 218H105L104 216H100V217H98V222H96V224L98 225L96 228H99V223H104V226H105V228L106 229H111L112 230V228H113V230H115V231H118V229H115V226L117 227V228H119V226L120 227H124L125 228V226H123L122 225V221L121 220H119V219H117V218H112V217H107V219L106 220H103ZM130 218V217H129ZM161 218V217H160ZM175 218V219H174ZM185 218V217H184ZM189 218V219H190ZM204 218L202 219V221L204 220ZM221 218V217H220ZM250 218V219H249ZM15 219V218H14ZM23 219H25V217L23 218ZM56 219V220H57ZM159 219V218H158ZM162 219V218H161ZM198 219V220H199ZM206 219V218H205ZM218 219V217L216 218V220ZM221 219H223V217L221 218ZM220 219V220H221ZM231 219V218H230ZM240 219V218H239ZM238 218H237V220L238 221H240ZM0 220H2V219H0ZM5 220V219H4ZM13 220V219H12ZM17 220V219H16ZM16 220H14V222L16 221ZM81 220V219H80ZM87 220H88V218H87ZM90 220V219H89ZM91 220H92V218H91ZM95 221H96V219H94ZM93 220V221H94ZM154 220H155V218H154ZM157 220V219H156ZM155 220V221H156ZM168 220H170V219H168ZM167 220V221H168ZM194 220H195V218H194ZM193 220V221H194ZM215 220V219H214ZM219 220V219H218ZM219 220V221H220ZM224 220H225V218H224ZM235 220H236V218H235ZM242 220V219H241ZM250 220V221H251ZM6 221V220H5ZM21 221V219L19 220V222ZM92 221V222H93ZM158 221V220H157ZM162 221V220H161ZM161 221L160 222H158L160 225H161ZM165 221V224H166V220H163L162 221V228H164V222ZM187 221H190V220H187ZM197 221V220H196ZM243 221V223L245 222L244 220H242ZM0 222H3V221H0ZM13 222V221H12ZM77 222H80V221H77ZM88 222V221H87ZM168 222H170V221H168ZM182 222V221H181ZM184 223L186 222V221H183ZM201 222V221H200ZM203 222H205V221H203ZM228 222V221H227ZM6 223V222H5ZM9 223V222H8ZM16 223H18V222H16ZM142 223V222H141ZM155 223V222H154ZM174 223V222H173ZM179 223V222H178ZM184 223H183V225H184ZM190 222H188V224H189ZM191 223H192V220H191ZM195 223V222H194ZM197 223L198 224H201V223H199V221H197L196 222V225H197ZM212 223H221V222H211V224ZM235 223H236V221H235ZM241 223V222H240ZM246 223L248 224V221H246ZM246 223H244V224H246ZM2 224H4V222L2 223ZM7 224V223H6ZM19 224V223H18ZM20 224H22V223H20ZM56 224V223H55ZM82 224V223H81ZM88 224V223H87ZM91 224V223H90ZM95 223H94V225H96ZM150 224V223H149ZM158 224V225H159ZM168 224H170V223H168ZM167 224V225H168ZM181 224V223H180ZM203 224V223H202ZM205 224H206V222H205ZM217 224V225H218ZM230 224V223H229ZM8 225V224H7ZM57 225V224H56ZM92 225H93V223H92ZM156 225V224H155ZM171 225V224H170ZM175 225H177V224H175ZM175 225H174V227H175ZM179 225V224H178ZM182 225V227H184ZM193 225V224H192ZM191 225V226H192ZM215 225V224H214ZM239 225V224H238ZM238 225H236V224H234V226H238ZM243 225V224H242ZM4 226H6V225H4ZM140 226V225H139ZM142 226V225H141ZM151 226V225H150ZM212 226V225H211ZM224 226V225H223ZM231 226V225H230ZM241 226V225H240ZM3 227V226H2ZM18 227V226H17ZM23 227H25V226H23ZM92 227V226H91ZM95 227V226H94ZM159 226H157V228H158ZM166 227H168V226H166ZM165 227V228H166ZM178 227V226H177ZM177 227L176 228H174V229H177ZM181 227V226H180ZM185 227H187L188 228V225H186ZM195 227H197V226H195ZM195 227H194V225H193V228L195 229ZM200 227V226H199ZM217 227V229L219 228V227H222L221 225L218 227V226H215L214 228H216ZM6 228V227H5ZM5 228L4 229H2V230H5ZM10 228V227H9ZM16 228V227H15ZM46 228V227H45ZM59 228V227H58ZM102 228V227H101ZM152 228V227H151ZM170 228V227H169ZM190 228V227H189ZM192 227H191V229H193ZM205 227L203 226V231L204 230H206V229H204ZM207 228L209 229V227L207 226ZM214 228H213V226H212V230H214ZM224 228H226V227H224ZM7 229H8V226H7ZM17 229V228H16ZM15 229V230H16ZM24 229V228H23ZM47 230H48V228H46ZM50 229V228H49ZM100 229V228H99ZM98 229V230H99ZM167 229V228H166ZM172 231H173V228H170ZM183 229V228H182ZM210 229V230H211ZM216 229V230H217ZM219 229H221V228H219ZM9 230V229H8ZM51 230V229H50ZM144 230V229H143ZM152 230V229H151ZM159 230V229H158ZM183 230H185V229H183ZM188 230V229H187ZM190 230V229H189ZM188 230V232L187 231H185V232H187V234L190 232ZM196 230V229H195ZM31 231V232H30ZM52 231V230H51ZM51 231H48L49 233L51 232ZM150 231V230H149ZM152 231H154V230H152ZM164 231V230H163ZM177 231V230H176ZM191 231H194V230H191ZM218 231H220V230H218ZM230 231H232V230H230ZM17 232V231H16ZM16 232H13V233H16ZM22 232H24V230H22ZM97 232V231H96ZM100 232V231H99ZM98 232V233H99ZM154 232H156V230L154 231ZM159 232V231H158ZM158 232H156V234H158ZM161 232V231H160ZM165 232V231H164ZM168 232H169V230H168ZM171 232V231H170ZM181 232V231H180ZM179 232V233H180ZM184 232V233H185ZM213 232V231H212ZM7 233V232H6ZM12 233V234H13ZM105 233L107 234V232L105 231ZM174 233H176L175 231H174ZM178 232L176 233V236H178V234H179ZM183 233V232H182ZM194 233V232H193ZM193 233H189L188 235H189V237H190V235L192 236V234ZM204 233H205V231H204ZM213 233H215V232H213ZM213 233H212V235H213ZM30 234V235H31ZM53 234V233H52ZM59 234V233H58ZM100 234V233H99ZM146 234V233H145ZM151 234V233H150ZM186 234V233H185ZM196 234V233H195ZM195 234H193V235H195ZM225 234V233H224ZM229 234H231V233H228V235ZM233 234V233H232ZM45 235V236H44ZM172 235V234H171ZM202 235V234H201ZM215 235V234H214ZM227 235V234H226ZM16 236V235H15ZM23 236V235H22ZM59 236V235H58ZM108 236V235H107ZM111 236V235H110ZM113 236V235H112ZM126 236V235H125ZM127 236H128V234H127ZM154 236H156V235H153V237ZM180 236H181V234L179 235V238H180ZM183 236L186 238L187 236H185L184 234H183ZM198 236V235H197ZM224 235H222V237H223ZM45 237V238H44ZM150 237V239H151V237L152 236H149ZM160 237H162L161 235H160ZM159 237V238H160ZM169 237V236H168ZM167 237V238H168ZM171 237V236H170ZM184 237H183V240H185L186 241V239L188 238H186V239H184ZM192 237H195V239H198V238H200V237H196V236H192ZM203 237V236H202ZM217 237V236H216ZM215 236H214V238H216ZM224 237H229V236H224ZM47 238V239H46ZM52 238V237H51ZM51 238L49 239V240H51ZM112 238V237H111ZM110 238V239H111ZM148 238V237H147ZM174 238V237H173ZM176 238V237H175ZM210 238H212L211 236L208 238V239H210ZM5 239H12V237H11V235H6V237H4V239H2V240H5ZM15 239H17V238H14V241H15ZM57 238L55 237V240H56ZM129 239H131V237L129 238ZM228 239V238H227ZM31 240V239H30ZM41 240V241H40ZM46 240H47V242H46ZM52 240H54V238H52ZM157 240V239H156ZM181 240V239H180ZM183 240H181V241H183ZM200 240V239H199ZM222 240V239H221ZM12 241V240H11ZM108 241V240H107ZM122 241V240H121ZM129 241V240H128ZM163 241V240H162ZM161 241V242H162ZM174 241V240H173ZM175 241H177V240H175ZM174 241V242H175ZM185 241H183V242H181L182 243V245H184L185 246V244L187 245V244H191L192 242H190V243H186ZM198 241V240H197ZM202 241H203V239H202ZM210 241V240H209ZM208 241V242H209ZM217 241V240H216ZM225 241V240H224ZM32 242H34V239H33V241ZM37 242V243H38ZM173 242V243H174ZM178 242V241H177ZM204 242V241H203ZM207 241H206V239H205V244L204 245H207L206 243H208ZM212 243H213V239H212V241H211ZM211 242H210V244H211ZM214 242H215V239H214ZM219 243H220V241H218ZM222 242V241H221ZM11 244H12V242H10ZM9 243V244H10ZM23 243H27V241L24 239L23 240ZM43 244H42V246L44 245V242H42ZM52 243H54L53 241H52ZM115 243V242H114ZM133 243V242H132ZM155 243V242H154ZM153 243V244H154ZM171 244V246H169L168 245V247H161V250H163V249H165V250H168V249H170V247L171 248H174V244H172V241L170 242ZM184 243V244H183ZM201 243V242H200ZM47 244V245H46ZM199 244V243H198ZM214 244H216V242L214 243ZM55 245V244H54ZM117 245V244H116ZM128 246H130L129 245V243L127 244ZM159 245H162V243L161 244H159ZM172 245H173V247H172ZM177 245H179V247H177V248H179V249H181L180 247H182V245L178 242L177 243ZM209 245V244H208ZM207 245V246H208ZM218 245V244H217ZM34 247H36V248H38L37 250H39V249H41L40 247H37V246H35V245H33ZM38 246H41V245H38ZM163 246H164V244H163ZM183 246V247H184ZM193 246L195 247L194 249L196 250V249H198L196 246H195V244H193ZM199 246H201L200 244H199ZM211 245H209L208 247H209V250H211V248H212V246L210 247ZM23 247H29L30 248V246H28L27 244H26V246L24 245ZM34 247H31V249H33ZM207 247V248H208ZM215 247V246H214ZM27 248H25L24 250V252L26 253L27 252ZM155 248V247H154ZM186 248V247H185ZM188 248V247H187ZM190 248H192V247H189V249ZM35 249V248H34ZM33 249V250H34ZM43 249V248H42ZM201 251H203L202 249V246H201ZM21 250H23V248L21 249ZM30 250V249H29ZM154 250H156V249H154ZM177 250V249H176ZM181 250H186V249H181ZM195 250H192V252H193V254L194 255H192V257H191V259H193L192 261L194 262V263H196V264H202V262H204L205 261V258H206V253H204V251H203V253L201 252H197V250L195 251ZM13 251V250H12ZM12 251H11V253H12ZM169 251V250H168ZM168 251H166V252H168ZM173 251V250H172ZM24 252H22L21 253V255L24 257L25 255H27L28 253H24ZM31 252V251H30ZM34 252H36V250H34ZM34 252H32V253H34ZM37 252H39V251H37ZM157 252V251H156ZM166 252H164V253H166ZM171 252V251H170ZM174 252V251H173ZM185 252V251H184ZM190 254H192V252H190V251H188ZM187 252V250H186V253H188ZM205 252H207V250H205ZM169 253V252H168ZM167 253V254H168ZM183 253V252H182ZM196 253V254H195ZM31 254V253H30ZM173 254V253H172ZM175 254V253H174ZM176 254H178V251H177V253ZM180 254V253H179ZM15 255H16V253H15ZM169 255L171 256V254L169 253ZM29 256V255H28ZM176 256H179L180 257V255H176ZM182 256H184L185 257V259L186 260H183V261H186L187 262V255L185 254L184 255V253H183V255ZM182 256H181V259H183L182 258ZM16 257H17V255H16ZM27 257V256H26ZM189 258V257H188ZM25 259V258H24ZM175 259V258H174ZM180 260V259H179ZM182 261V260H181ZM169 263V262H168ZM191 264H192V262H191Z\"/></svg>",
	"mask_w": 264,
	"mask_h": 264
}]
</instances>
